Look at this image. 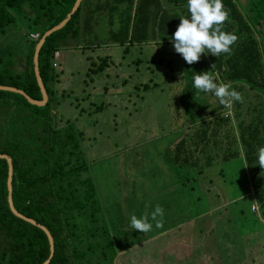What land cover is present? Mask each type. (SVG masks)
I'll use <instances>...</instances> for the list:
<instances>
[{
  "label": "rangeland",
  "instance_id": "374dc122",
  "mask_svg": "<svg viewBox=\"0 0 264 264\" xmlns=\"http://www.w3.org/2000/svg\"><path fill=\"white\" fill-rule=\"evenodd\" d=\"M81 1L80 13L85 16L91 10L95 21L90 22L84 34L60 48L58 64L54 67L58 76L52 84L55 101L51 122L55 128L71 123L81 138L103 223L116 242L121 243L113 264H222L227 212L236 225L232 231H237L240 242L246 235L249 242L256 241L264 229L261 211L257 215L258 212L249 210L252 202L257 203L250 173L238 152L237 156L224 160L217 158L224 152L219 151V146L209 148L210 155L215 154L211 166H204L205 154L197 151L198 172L194 166L188 169L187 163L176 158L173 150L176 140L183 136L182 139L188 140H184L179 150L185 152L186 147H191L187 136L199 125L208 122V129L211 128L209 121L213 117L210 119L208 113L216 107L218 98L195 90L199 96L195 100L198 112L188 125L180 94L185 81L180 77L182 56L175 51L174 43L153 31L145 39H134L124 51L125 46L114 40L110 29L120 28L123 25L120 20L123 22L128 16L129 32L135 0L124 14L119 9L126 3L110 9L117 0ZM237 2L241 12L250 15L245 0ZM97 4L103 7L92 11ZM24 10L29 11L25 7ZM169 11L177 14L179 9ZM18 19L26 31V21L22 17ZM17 33L12 29L0 36V45H12L20 55L19 47L23 44L11 40L19 36ZM105 56L111 62L103 64L100 59ZM136 58L141 59L139 64L134 62ZM169 58L172 62L166 66ZM207 58L203 54L209 71ZM17 60V69H22L23 57L17 56ZM148 60L151 62L145 63ZM141 82H148V88L135 87ZM236 91L243 94V103L234 102L226 113L234 137L229 142L233 150L242 152L236 136L240 124L254 117L253 108L261 95L247 87ZM220 144L224 145V141ZM179 156L183 158L184 154ZM220 168L222 173H218ZM210 180L213 183H208ZM232 196L238 197L232 199ZM231 199L225 207L218 205ZM157 205L164 209L162 228H156L151 221ZM145 213L153 223L152 231L143 233L131 228V216L139 218ZM176 217L186 221L179 224ZM232 243L235 244L229 253L233 254L228 256L226 264H251L250 256L263 246L257 243L244 248L234 240ZM240 247H243L241 252Z\"/></svg>",
  "mask_w": 264,
  "mask_h": 264
},
{
  "label": "trees",
  "instance_id": "16d2710c",
  "mask_svg": "<svg viewBox=\"0 0 264 264\" xmlns=\"http://www.w3.org/2000/svg\"><path fill=\"white\" fill-rule=\"evenodd\" d=\"M132 1L119 0L120 3H126L124 8L119 9V13L124 14L126 10H130ZM73 2L74 0H0V36L16 29L19 36L16 34L17 37L11 40L23 44L19 47L20 55L12 45H0V85L20 88L30 97L41 100L42 95L33 69L34 48L44 31L65 17ZM237 3V0H223L230 13V22L225 24L223 31L239 37L232 46L231 54L217 57L206 53V56L211 65L209 71L219 74L217 82L230 83L235 90L247 87L254 94L261 95L253 108L254 117L249 122L240 124V131L236 136L243 150L239 152L232 149L229 140L234 137L229 115L226 113L227 107L221 105L219 100L216 107L211 108L208 113L210 119L213 117L209 121L211 128L208 129V122L203 123V126L199 125V131L195 128L187 136L191 147H186L185 152L179 150L181 145L184 146V140H188L182 139L183 136L176 140L173 150L174 156L187 163L188 169L191 166L196 168L195 161L199 157L197 151L205 154L204 166H211L214 160L215 154L210 155L212 147L219 146V151H224L217 157L222 160L240 153L245 168L250 173L253 194L260 203L258 209L264 218V168L257 162L259 149L264 147V0H245V8L250 15L241 12ZM81 6L80 0L65 24L48 35L40 48L38 69L44 91L48 95L46 104L32 105L18 93L0 90V153L11 158L13 205L17 211L44 225L51 233L54 240L53 253L47 264H113L117 249L122 248L119 247L121 243L116 242L117 239L103 223L89 174V163L76 129L68 122L55 128L51 122L52 102L55 101L52 84L58 76L51 65L52 54L72 39H77L80 33L84 34L94 20L90 15L91 10L85 16L80 13ZM24 7L29 11L25 12ZM101 7L103 6L97 4L92 11L96 12ZM110 7L111 10L117 9L114 3ZM171 9H179V12H170ZM180 16L190 18L187 0H135L129 32L126 23L130 18L128 16H125L123 22L120 20L123 24L120 28L110 31L113 32L114 40L125 46L126 51L134 39H145L153 31L163 39L172 41ZM21 17L26 21V31L25 25L18 19ZM178 17L179 21H176ZM31 32H38V39H30ZM17 56L23 57L22 69H17ZM202 59L203 55L198 62L189 65L181 58L180 77L185 80L180 93L181 104L187 115L185 121L188 125L198 112L193 77L209 69ZM100 60L103 64L111 62L109 56ZM140 61L141 59L136 58L134 62L139 64ZM150 62L151 60L145 61L147 64ZM171 62L169 58L165 65L168 66ZM147 84L148 82L141 84L140 87L147 89ZM223 141L224 145L221 146ZM196 153L197 156L194 155ZM179 154H184V157L180 158ZM166 160L169 162L168 158ZM222 169L218 173H222ZM195 170L198 172L200 168ZM7 177V161L0 158V264H42L49 253L48 238L41 228L10 211ZM236 197L238 196H232V199ZM251 207L256 208L254 204H250L249 208ZM175 220L179 224L186 221L180 217ZM230 223L232 227L235 225L233 220ZM246 236L240 242L244 248L252 245L248 241L249 236ZM222 240L223 245L230 242L232 244L233 241L226 238ZM219 244L217 246L221 247Z\"/></svg>",
  "mask_w": 264,
  "mask_h": 264
},
{
  "label": "clouds",
  "instance_id": "9594fccd",
  "mask_svg": "<svg viewBox=\"0 0 264 264\" xmlns=\"http://www.w3.org/2000/svg\"><path fill=\"white\" fill-rule=\"evenodd\" d=\"M190 18L180 16V23L172 36L175 51L180 54L189 65L198 62L205 53L214 56L229 55L233 45L239 37L231 32L223 31L230 22L229 10L223 0H187ZM214 67V64L212 65ZM219 74L209 71L198 73L193 77V86L198 93H212L221 105L231 109L234 102L243 103V94L236 91L230 83L219 81ZM195 99L199 100V96ZM258 164L264 168V147L259 149ZM164 209L157 205L151 213V221L156 228L163 227ZM130 226L134 230L148 233L153 229V223L147 213L141 217L132 215Z\"/></svg>",
  "mask_w": 264,
  "mask_h": 264
},
{
  "label": "water",
  "instance_id": "95a60500",
  "mask_svg": "<svg viewBox=\"0 0 264 264\" xmlns=\"http://www.w3.org/2000/svg\"><path fill=\"white\" fill-rule=\"evenodd\" d=\"M80 0H74L71 9L69 10V12L65 15V17L56 25L52 26L51 28H49L48 30L44 31V34L41 36V38L39 39V41L36 43L35 48H34V53H33V69H34V73H35V77H36V81L38 84V87L40 89L42 98L41 100L38 99H34L32 97H30L25 91H23L20 88L14 87V86H7V85H0V90H4V91H10V92H14V93H18L20 95H22L30 104L32 105H36V106H44L48 100V95H46L40 76H39V69H38V54L40 51V48L42 46V44L44 43L46 37L48 35H50L53 31L58 30L59 28H61L65 22L69 19L70 15L72 14V12L75 10V8L77 7V5L79 4ZM0 158H3L7 161L8 164V177H7V189H8V196H7V201H8V205L10 208V211L17 217L33 224L36 225L37 227L41 228L44 233L46 234L47 238H48V257L47 259H45L42 264H47L49 258L51 257L52 253H53V237L51 235V233L49 232V230L42 224L37 223L34 219L27 217L25 215H23L22 213H20L19 211H17L13 205V201H12V162H11V158L10 156H8L7 154H1L0 153Z\"/></svg>",
  "mask_w": 264,
  "mask_h": 264
},
{
  "label": "crops",
  "instance_id": "0c3cea01",
  "mask_svg": "<svg viewBox=\"0 0 264 264\" xmlns=\"http://www.w3.org/2000/svg\"><path fill=\"white\" fill-rule=\"evenodd\" d=\"M114 4H116V5H121L122 3H120L119 2V0H117V2H114ZM52 61H53V58H51V65H52ZM56 62H57V60H55ZM58 63V62H57ZM141 84H144V83H138V84H136V86L138 85V86H140ZM211 181L212 180H210V182H208V183H210L211 184ZM213 190H214V187L211 185L210 186ZM255 196V198H256V195H254ZM257 199V198H256ZM229 202H231V200H226V201H224L223 203H219L218 205H221V204H223V207H225L226 206V204H228ZM255 205V207L256 208H254V207H251V208H249V210L252 212L253 210H254V213H257V215H259V209H260V203L257 201V203H255V202H252L251 203V205ZM217 206V205H216ZM259 208V209H258ZM227 212V211H226ZM222 215H224V214H222ZM226 220H225V223L223 224V226L225 227V229L226 230H223V233H224V238H226V239H229L230 241H232V240H234V241H236L238 244H240V238L241 237H239V236H237V231H232V230H234L235 229V227H236V225H234L233 227H232V225H231V220H232V218H230V216L229 215H226ZM208 219V218H207ZM248 236V235H247ZM246 236V237H247ZM237 239V240H236ZM259 244L260 246L261 245H263V246H261L260 248H258V252H256V253H254V254H252L251 256H250V258L252 259V260H250V258H249V256H246V255H244L245 257H247V259L248 260H250L251 261V264H264V229L262 230V232L260 233V235L258 236V237H256V241H253L252 242V245L253 244ZM235 244V243H234ZM234 244L232 243L231 244V242L230 243H228V244H226V245H224L225 247H224V253H222V251H221V253H222V258H221V262H222V264H223V262H226V260H227V258H228V256H230V255H232V254H230L229 253V251H230V249L229 248H231V247H233L234 246ZM240 246H241V244H240ZM240 249H241V247H240ZM242 251V250H241ZM228 252V253H227ZM263 257V258H262Z\"/></svg>",
  "mask_w": 264,
  "mask_h": 264
},
{
  "label": "built area",
  "instance_id": "2783aa9c",
  "mask_svg": "<svg viewBox=\"0 0 264 264\" xmlns=\"http://www.w3.org/2000/svg\"><path fill=\"white\" fill-rule=\"evenodd\" d=\"M29 37H30V39H34V40H36V39H38V37H39V33H38V32H31V33L29 34ZM59 55H60V49L55 50V51L53 52V54H52V58H53L52 66H53V67H56V66H57L58 63H57L55 60H57V59L59 58Z\"/></svg>",
  "mask_w": 264,
  "mask_h": 264
}]
</instances>
